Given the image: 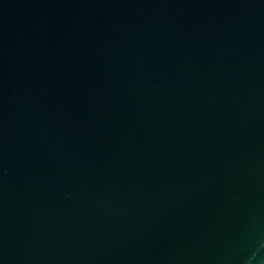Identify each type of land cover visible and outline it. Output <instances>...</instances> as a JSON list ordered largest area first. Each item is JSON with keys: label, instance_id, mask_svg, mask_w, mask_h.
Listing matches in <instances>:
<instances>
[{"label": "water", "instance_id": "95a60500", "mask_svg": "<svg viewBox=\"0 0 264 264\" xmlns=\"http://www.w3.org/2000/svg\"><path fill=\"white\" fill-rule=\"evenodd\" d=\"M0 264H264V0H0Z\"/></svg>", "mask_w": 264, "mask_h": 264}]
</instances>
